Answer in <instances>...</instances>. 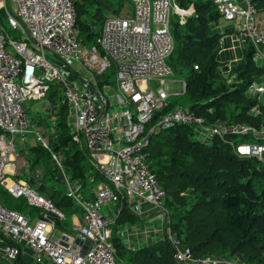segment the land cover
Returning <instances> with one entry per match:
<instances>
[{"label":"built area","instance_id":"2783aa9c","mask_svg":"<svg viewBox=\"0 0 264 264\" xmlns=\"http://www.w3.org/2000/svg\"><path fill=\"white\" fill-rule=\"evenodd\" d=\"M80 1L0 0L9 27L18 33L11 39L0 27V186L11 197L23 198L43 212V218L31 223L24 215L0 205V234L11 242L3 250L4 258L15 261L21 254L19 244L29 250L35 264H117L110 242L112 220L102 207L114 203L121 209L122 204L127 206L138 199L156 211V220L161 223L176 263L241 264L211 255L192 257L171 228L170 215L164 207L165 191L150 167L147 149L154 134L185 127L203 145L218 139L238 157L254 158L264 166V129L207 123L189 109H168L167 79L172 70L167 61L174 49L171 16L187 12L178 10L174 0H130L131 15L104 19L93 47H85L78 40L76 6ZM210 2L222 19L233 25V34L260 55L264 32L257 26L253 0ZM46 53L57 57L95 89L98 108L92 98L70 87L60 68L47 61ZM109 70L115 75L116 92L108 100L104 95L106 85L99 78ZM51 84L58 85L69 108L72 140L82 145L102 181L95 202L83 206L81 223L74 227L76 237L63 233L59 239L52 237L54 223L46 213H54L58 219L62 215L50 200L26 183L9 184L6 173L10 155L15 152L14 138L24 141L30 132L24 104L42 100ZM245 93L260 102L264 87L252 83ZM259 113L258 105L250 110L254 116ZM5 137L9 140L5 141ZM233 137H250L257 142L238 143L231 140ZM52 158L56 161L54 155ZM75 238L79 244L74 243ZM86 241L89 246L82 255Z\"/></svg>","mask_w":264,"mask_h":264},{"label":"trees","instance_id":"16d2710c","mask_svg":"<svg viewBox=\"0 0 264 264\" xmlns=\"http://www.w3.org/2000/svg\"><path fill=\"white\" fill-rule=\"evenodd\" d=\"M176 3L183 10L191 5L194 16L187 18L183 27L171 26L174 49L169 58L177 53V63L187 73L181 104L169 102L168 109L188 107L207 123L245 124L264 129V106L255 98L245 96L254 77L264 74V69L252 62L253 47L249 45L243 60L236 66V81L229 84L219 81L216 56L220 35L211 34L210 26L221 16L210 0H176ZM253 3L256 12L264 8V0H253ZM104 10L101 0H81L77 4L78 40L83 46L96 45ZM61 98L63 104L57 115L60 121L56 123L58 133L52 135L48 149L41 144L30 148V159L35 165L39 159L47 157L53 164L51 154L60 150L62 168L70 182L80 181L84 188L92 168L82 145L72 140L67 120L69 108ZM257 105L260 113L249 114ZM231 140L257 142L250 137ZM147 151L150 167L165 191L164 207L170 215L171 228L194 259L212 255L236 257L242 264H264V166L259 161L238 157L218 139L208 145L198 143L185 127L154 134ZM44 170L45 174L54 172L50 176L55 186L38 185L39 195L50 200L64 217L71 215L73 201L63 189L59 190L57 167L54 165L50 170L46 165ZM0 205L25 217L37 213L36 218H43L42 210L29 206L23 198L11 197L1 187ZM46 214L47 219L59 227L62 220L54 213ZM111 244L117 262L119 257L123 258L124 250L114 238ZM129 261L131 264H178L173 259V249L166 242L134 252Z\"/></svg>","mask_w":264,"mask_h":264},{"label":"crops","instance_id":"0c3cea01","mask_svg":"<svg viewBox=\"0 0 264 264\" xmlns=\"http://www.w3.org/2000/svg\"><path fill=\"white\" fill-rule=\"evenodd\" d=\"M101 1L104 4V9H105L104 12L101 13L104 15V19L114 16L126 17V16H130L132 13L133 8L130 0H101ZM113 1L115 2L114 5L112 4ZM237 2L242 3V0H237ZM174 4L178 9H180L176 3V0H174ZM91 9L92 8H89V10ZM112 9L113 12H111ZM183 11H187V14L185 12L184 16L189 14L188 17L186 16L187 18L194 16V11L191 5L186 10ZM2 12L4 13V10L0 9V14L5 16V13L2 14ZM89 12H90L89 16H92L93 15L92 11ZM108 13H111L112 15L108 16ZM172 15L177 16L178 21H176V23L179 22L185 23V21H183L184 16H179L175 13H172ZM255 18L259 30L264 32V8L256 12ZM232 26L233 25L231 23L224 21L221 17L216 24L210 26L211 34L220 35V38L218 40V52L216 56V61L218 62L219 65L218 80L226 84L236 81V74L234 73V70L236 66L243 60L245 51L248 49L250 45L248 42L237 38L233 34ZM51 57L59 65L63 79L66 82H68L66 76H69L71 71L57 57L55 56H51ZM252 62L256 67H260L264 69V50L261 51L260 55H255L253 53ZM253 80H254L253 83H256V85L264 87V74L261 76L254 77ZM169 82H170L169 83L170 96L174 94H181V95L184 94L185 92L184 81L182 82L169 81ZM70 85H71L70 87H72L73 85V87L74 86L76 87L74 89L80 92L82 91L79 88H77L76 85L74 84H70ZM84 87L89 90L83 91L82 93L92 98L95 107L98 108V105L96 103V96L94 92L95 89L93 90L91 87L88 88L85 84H83V88H82L83 90H85ZM61 96L62 95L59 90V87L51 86L47 91L45 97L42 100H40V102L51 104L53 106L52 112L57 113V108L59 109L60 105L63 104ZM170 96H169V102L172 103V101L170 100ZM245 96L251 97L248 96L246 93ZM259 101L264 106V94L261 95ZM186 109H188V107ZM29 123L31 126L30 120ZM220 123L221 122H215L212 124L218 125ZM31 130L32 129L30 127V132ZM188 130L189 132H191L190 131L191 129ZM8 140L9 138L5 137V141ZM18 140L21 143L26 142V139L24 141H21L20 139ZM14 141L15 140H13L15 152L14 154L10 155L11 164L6 167L8 183L9 184L16 182L26 183L32 189H34V191L38 193L39 192L38 185L42 184L41 181L42 173L43 171H45L44 166H42L40 162L36 163L35 165H32V161L30 159V155L28 151L31 147L26 145V147H20L19 149H17L16 145L14 144ZM195 141L201 143L197 139ZM43 145H45L46 149H48V144L42 142V146ZM52 155L54 154H51V158ZM54 157L56 158V161L52 158L53 164L61 172L62 178L67 186V188L65 189L63 188L62 192L72 198L74 212L69 216L66 215V217H64V215L60 213L62 215V219H61L62 222L60 221L59 227L54 226V229L52 230V237L55 239H59L63 233L71 237H76V235L75 236L70 235V232L74 231V227L80 225L82 220L83 206H91L95 202L96 192L99 186L101 185L102 181L97 171L93 168V166L89 162L88 157L87 159L89 165L92 168V172L90 177L86 179L84 188L82 187L80 181L70 182L68 175L65 173V171L62 168L61 161L59 160V158H57V156L54 155ZM44 188L46 187L44 186ZM1 190L5 192L3 187H1ZM103 206H104V214L112 220V224L109 227L111 233L110 242L113 238L115 240H118V243L123 247L124 250V256L123 258L122 257L118 258L117 264H129V263L131 264L132 262L129 261V258L130 256L133 255L134 252L139 251L141 249L150 248L160 242L161 243L166 242L164 238L165 233L161 227V223L158 220H156L155 217L156 211L153 208H151L149 204L144 203L138 199H133L129 201L127 206L122 204L121 209H120V205L114 203H105ZM122 209H124L123 213L121 212ZM34 215L35 216L32 217L28 216L26 218L31 223H34L35 221L38 220V218H36L38 217L37 213H34ZM145 221L150 223L156 221L158 225H154V226L152 225L150 228L144 227L143 223ZM10 244L11 242L9 241V239L3 236L2 234H0V264H35L33 262L29 250L25 248L23 245H19V244L18 247L20 248L21 254L18 260H16L15 262L7 261L3 256V250L7 245Z\"/></svg>","mask_w":264,"mask_h":264},{"label":"rangeland","instance_id":"374dc122","mask_svg":"<svg viewBox=\"0 0 264 264\" xmlns=\"http://www.w3.org/2000/svg\"><path fill=\"white\" fill-rule=\"evenodd\" d=\"M114 3L115 2L113 1L112 4L114 5ZM174 6H175V4H174ZM9 8H10V6H9ZM11 10H13V9L11 8ZM178 10H181V9H178ZM181 11H183V10H181ZM111 12H113V9L111 10ZM4 13H5V10H4ZM4 13L2 12V14H4ZM186 14H187V12H186ZM111 15H112L111 13H108V16H111ZM188 15H186V16L188 17ZM186 16H184L183 21H186V19H187ZM176 21H178L177 16L172 15L171 16L172 26H173V24H177V25H179V27H183L184 23H182V22L176 23ZM0 27L2 29H4L6 35L9 38L14 39L18 36V33L16 31H13L9 27L7 20H6V17L4 15H1V14H0ZM176 46H177V44H176ZM45 57H46L47 61H49L53 65L58 66V68H59V65L56 63V61L50 55H48L46 53ZM177 57H178V54L174 53V55L171 56V58H169L167 61V64L170 66V68L172 70V76L170 78H168L167 80L171 81V82H182V81H185V78H186L187 70H184L182 67H180L178 65ZM194 69H195V67H194ZM71 73L69 74V76H66L67 81L70 84L76 85L77 88L82 90L81 92L88 91L89 89L84 87L85 90H83L82 88H83V84H85L88 88H90L89 85L87 83H84L79 76L71 74ZM99 80L104 81V84L106 85V88L104 89V95H106V98L109 100L110 96L116 92L115 75L113 74L112 71L109 70L108 72H106L104 74V76L100 77ZM152 85H154V83H152ZM72 87H73V85H72ZM73 88H76V87L74 86ZM182 97L183 96L181 94H174V95L170 96V100L172 102H176V103L181 104V102L183 100ZM24 105H25V107L27 106L26 108H28V117H29V120L31 122L30 127L32 130L26 136V142L25 143L19 142L18 137H15L14 144L16 145L17 149H19L20 147H26V145L30 146L31 148H34L37 146V144L42 145V142H44V143L48 144V146H50V144H52V141H51L52 135L54 136V135H56V133H58L57 128H56V123L60 121L58 119V116H57L59 109L57 108V113L52 112L53 106L51 104L40 102V101H37V102L36 101H27ZM111 106H114V103H111ZM249 114H250V112H249ZM190 133H191L192 138L194 139L193 133L192 132H190ZM162 142H164V141H162ZM59 152H60V150L57 153H55V156H57V158H59V160L61 161L60 157H63V156H62V153H59ZM34 162H35V160H34ZM39 162L42 164V166H44V168L46 165L48 166V169H50V170H53V168H54V165L52 163L50 164V161L48 160L47 157L46 158L43 157V158L39 159ZM58 171H59V169H58ZM50 173H54V172L48 171L47 174H45L43 171V173H42V178H43L42 184L46 188H48L49 186H55V182L51 179ZM58 175H61L60 171H59ZM58 175L56 178H57V182L59 185V189L67 188L66 183L62 178V175L60 176V178L58 177ZM102 209H103L102 212L104 213V206L102 207ZM143 224H144V227H148V228H150L152 225L153 226L158 225L156 221H153L151 223L145 221ZM70 235L75 236L76 232L75 231L70 232ZM223 259L228 260V261H232V262H236V260H238L236 257H228V258L224 257Z\"/></svg>","mask_w":264,"mask_h":264},{"label":"water","instance_id":"95a60500","mask_svg":"<svg viewBox=\"0 0 264 264\" xmlns=\"http://www.w3.org/2000/svg\"><path fill=\"white\" fill-rule=\"evenodd\" d=\"M74 243H75V244H79V243H80L79 239H78V238H75ZM60 244H63V243L60 242ZM88 246H89V242L86 241L85 244H84V246L82 247V249H81V251H80V253H81L82 255L85 254V252H86Z\"/></svg>","mask_w":264,"mask_h":264}]
</instances>
